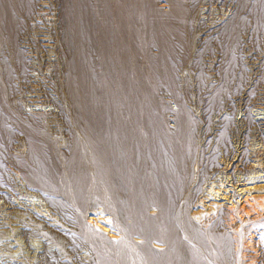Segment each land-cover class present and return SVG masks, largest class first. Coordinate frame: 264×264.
<instances>
[{"label": "rangeland", "instance_id": "obj_1", "mask_svg": "<svg viewBox=\"0 0 264 264\" xmlns=\"http://www.w3.org/2000/svg\"><path fill=\"white\" fill-rule=\"evenodd\" d=\"M60 9L74 18L73 22L76 21L67 25L75 34V50L83 56L77 71L85 96L83 104L87 103L90 108L87 109L92 124L96 123L99 136H103L108 126L109 110L113 107L115 124L123 126L129 147L133 151L141 148L144 154L148 153L149 175L153 172L150 178L154 180L161 174H172L178 170V163L187 168L193 160V173L195 178L197 176V152L188 151L185 147L181 130L185 115L182 112L183 118H180L178 113L181 112L176 110L183 103L193 116V126L189 128L200 152L201 169L207 168L211 174L216 154H224L225 160H233L236 154L241 155L243 148L254 152L250 154L252 160L264 159V84L257 87L249 102V113L256 126L248 130L245 122V103L249 100L247 91L255 80L262 79L259 68L264 59V5L259 0H0V154L11 150L12 144L22 138L23 130L17 122L19 118L14 109L8 107L11 101L19 102L22 113L36 111L41 120L47 121L51 136L61 137L62 126L56 110L38 94V84L48 83L45 79L49 76L48 67L44 68L43 76L38 71L30 73L33 82L25 91L15 66L17 56L14 53L19 45L26 47L30 58H35L34 52L42 44L45 48L41 51H48L49 58H53L58 37L54 24ZM36 23H39V28L34 27ZM6 29H15L16 34L8 36ZM85 31L89 34L84 35ZM29 36L34 39L32 46L28 42ZM86 53L89 60L83 59ZM201 71H204L202 77ZM6 76L18 88L13 96L8 90ZM22 95L25 103H22ZM113 98V106H110ZM156 98L169 111L162 114L167 128L165 133L158 127ZM172 112L178 114L180 127L176 128V123L171 120ZM222 129H225L224 135L220 133ZM147 131L153 132L150 133L153 137L151 149L150 144L147 147L143 143V138L147 139ZM80 140L83 141L81 137ZM139 141L142 142L141 147ZM230 145L234 151L232 157L227 156ZM86 158L82 160L86 161L79 179L77 177L78 183L85 188L82 195L84 199L98 196L105 204L108 202V187L103 166H91ZM256 166L257 172L252 175L264 176V165L261 168ZM220 176L226 178V174ZM66 180L63 174L56 176L55 196L58 193L56 197L72 207L71 213L63 211V215L57 212L56 216L50 213L51 208L44 210L45 202L37 197L30 198L28 208L42 215L41 218L50 220V224L56 223L57 231L44 226L39 219L22 221L23 217L19 219L15 213L24 211L12 210L0 199V264H76L75 255L70 251L72 242L82 264H141V253L129 247L124 260L127 257L130 261L126 259L125 263L121 262V255L119 260H114L110 250L102 249L108 236L102 232L108 231L105 221L96 226L91 221L92 225L88 226L90 217H93L90 216L88 223L84 221L81 227L77 226L75 222L80 219L74 198L77 200L78 195L69 191L70 183ZM205 183L202 190L208 188L206 191L209 192L212 181ZM220 185V182L215 183V187ZM225 185L239 193L241 189L263 187L264 178ZM14 186L18 192L25 191V184L19 180ZM130 189L132 195L134 191L132 187ZM237 195L235 202L240 200ZM216 198L209 196L204 201L227 205L226 201ZM102 208L105 211L102 210L103 215L108 218L106 207L103 205ZM150 212L156 214V208ZM25 229H30L31 235L26 236ZM215 229L213 236L221 242L219 227ZM66 232L72 233L71 239L65 235ZM45 249L49 255H45ZM56 252L59 254L57 261Z\"/></svg>", "mask_w": 264, "mask_h": 264}, {"label": "bare ground", "instance_id": "obj_2", "mask_svg": "<svg viewBox=\"0 0 264 264\" xmlns=\"http://www.w3.org/2000/svg\"><path fill=\"white\" fill-rule=\"evenodd\" d=\"M259 1L264 5V0ZM60 10L54 24L58 37L55 39L57 45H54L53 58H49L48 51H41L43 47L45 48L42 44V46H38V51L34 52L35 58H30L26 47L19 45L16 46L14 53L17 56L15 66L19 71V78L22 80L20 83L26 89L25 91L33 82L30 73L38 71V74L43 76L44 68L48 67L46 70L49 71V76L45 77L48 79V83L46 85L38 84V94L40 99L43 98L48 106L54 107L56 110L57 118L62 126L61 137L51 136L47 121L41 120L36 111L22 113L18 101H11L8 104V107L11 110L14 109L15 115L19 118L17 122L23 133L22 138L12 144L11 150H4L0 154V199L4 200L8 208L24 211V213L14 211L17 212L15 213L17 218L23 217L22 221L24 219V221L31 222L39 219L41 224L57 231L58 226L55 222H53L55 224H50V220L41 218L42 215L40 216L38 212L28 208L31 204L30 198L37 197L45 202L44 210L49 207L53 211L50 213H54L56 216L57 212L63 215V211L71 213L72 207L59 200L58 193H56L57 197L55 196L57 188L55 178L57 175L63 174L70 183L69 191L78 195L77 200L73 196L75 197L74 201H77L76 213L80 219L75 223L81 227L90 216L93 217H90L89 223L87 222L88 226L92 225L91 221L94 226L105 221L108 231L102 230V232L108 236L106 237V248L102 247V249L110 250V255L115 258L114 260H119L121 255V262L125 263L127 257L125 260L124 257L128 254L129 247L134 252L141 253V264H264V186L241 189L239 193H236L225 185L236 181L253 182V180L264 178V176L252 175L257 172L256 165L259 168L264 165V159L252 160L250 154L254 152H251V149L243 148L241 155L236 154L233 160H229V158L225 160L224 154H216L211 174L208 173L207 168L201 169L200 152L195 145V136L189 128L194 122L193 116L182 102L183 105L179 104V108L176 109L181 113L176 112L179 115H183V113L185 115L184 118L180 115V118H183L181 130L187 150L197 152L196 165L199 164L196 171L197 176L195 178L193 173L195 163L193 160L187 168L178 163V170H174L172 174L170 173L171 175L161 174L159 178L153 177L154 180L150 178L153 172L149 175L146 156L148 153L144 154V149L141 148L133 151L129 147L123 126L115 124L113 107H111L112 110H109L108 120H106L108 126H106L103 136H99L96 123L92 124L88 110L90 108L87 103L83 104L85 96L83 97L81 91L77 71L83 56L75 50L73 41L75 34L67 25L68 22H73L75 19L65 15L66 13L62 9ZM34 27L39 28V23H36ZM6 32H9L8 36L16 34L15 29H6ZM87 34L89 32L85 31L84 35ZM28 42L32 43V46L34 39L29 36ZM83 59L89 60L87 53ZM262 60V67L259 68L262 79L255 80L250 90L247 91L249 100L245 103V110H247L245 122L248 130L256 126L253 116L249 113V102L255 96L257 87L264 84V59ZM201 72L200 77L204 75V71ZM120 73L125 78V73L123 71ZM6 79L10 95L13 96L18 88L11 84L8 76ZM184 83L186 82L184 81ZM23 99L22 95V103H25ZM113 102L114 98L109 105L113 106ZM155 103L159 109L158 127L165 133L167 128L162 114L168 110L162 101L157 99ZM172 113L170 116L173 119L171 120L176 123V128L180 127L178 114ZM94 115L97 116V114ZM100 129L102 130V128ZM101 130L100 132H104ZM151 132L147 131L146 140L143 138V143L147 147L150 144L149 149L153 142L151 135L153 132ZM220 133L224 135L225 129H222ZM166 135L169 136V134ZM80 137L83 141L80 140ZM226 142L229 144L228 140ZM261 143L263 142L261 141ZM139 144L141 147L142 142L139 141ZM231 149L230 145V152H227L228 157L233 156L231 154L234 151ZM84 158L89 160L91 166L93 164L103 166L104 172H102L106 175V186L108 187V202L105 204L97 194L96 198L94 196L89 199H84L82 195L85 188L78 183L77 177L80 175L81 167L85 165L86 160L82 161ZM157 171L159 170L157 169ZM218 174H226V178L218 176ZM243 178L244 180H242ZM16 180L25 184L24 192H18L14 188ZM101 180H103L102 177ZM208 181L209 183L212 181L209 192L206 191L208 188L202 190V184ZM216 182H220L222 185L215 187ZM130 187L134 191L132 195ZM235 194H238L237 196L240 198L238 202H235L237 198ZM209 196L222 199L221 201H226L227 205L217 202L216 205L205 203L204 200ZM103 205L106 207L108 218L103 215L105 214L102 212ZM152 208H156V214L150 212ZM92 210H96V213ZM216 226L219 227L221 242L220 240L216 241L213 236ZM29 230H24L26 236L30 234ZM65 235L70 239L72 237L70 232H66ZM256 238L260 240L256 242ZM76 248L75 243L72 242L70 251L75 255L76 264H82ZM44 253L49 255L47 249L44 250ZM58 255L56 252L55 260H59ZM138 259L140 260V258Z\"/></svg>", "mask_w": 264, "mask_h": 264}, {"label": "snow or ice", "instance_id": "obj_3", "mask_svg": "<svg viewBox=\"0 0 264 264\" xmlns=\"http://www.w3.org/2000/svg\"><path fill=\"white\" fill-rule=\"evenodd\" d=\"M197 219H199V218H197ZM185 239H187V237H185ZM119 243V242H118Z\"/></svg>", "mask_w": 264, "mask_h": 264}]
</instances>
